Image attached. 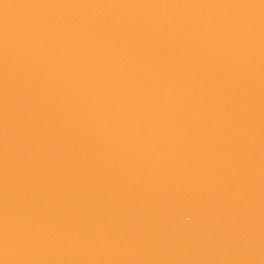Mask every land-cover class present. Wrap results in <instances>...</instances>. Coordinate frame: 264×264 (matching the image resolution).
Returning a JSON list of instances; mask_svg holds the SVG:
<instances>
[{"label":"water","instance_id":"water-1","mask_svg":"<svg viewBox=\"0 0 264 264\" xmlns=\"http://www.w3.org/2000/svg\"><path fill=\"white\" fill-rule=\"evenodd\" d=\"M0 264H264V0H0Z\"/></svg>","mask_w":264,"mask_h":264}]
</instances>
